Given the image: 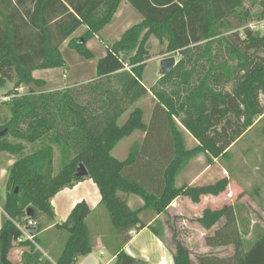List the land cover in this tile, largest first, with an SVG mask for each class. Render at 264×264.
I'll return each mask as SVG.
<instances>
[{"label":"trees","instance_id":"trees-1","mask_svg":"<svg viewBox=\"0 0 264 264\" xmlns=\"http://www.w3.org/2000/svg\"><path fill=\"white\" fill-rule=\"evenodd\" d=\"M124 1L142 21L107 48L97 63L96 78L79 87L44 90L46 81L33 74L66 68L61 49L68 40L84 60L94 59L87 44L112 22ZM246 1L0 0V88L7 82L14 85L5 95L12 99L0 104V132L7 130L0 138V160L5 153L17 159L7 182L0 264H14L10 255L15 245L29 249L19 264H52L37 250V236L47 228L40 217L54 221L52 199L87 179L98 186L101 205L124 245L133 232L146 227L140 218L143 210L167 216L176 200L188 198L198 205L203 198L219 197L227 190L228 178L181 188L176 180L183 166L199 154H205L210 163L228 158L231 147L264 114V57L257 53L264 49V36L246 27L250 17L243 11ZM261 3L264 7V0ZM82 27L87 29L85 34L71 39ZM150 37L166 41V53L183 59L204 44L197 61L208 62V71L195 87L191 81L198 64L189 71L181 60L170 73L162 72L151 90L156 105L150 123L145 124L144 112L135 109L120 125L129 108L149 92L143 75L151 59ZM216 43L229 49V64L214 63ZM224 82L234 83L233 91L221 89ZM23 87L28 91L19 94ZM3 107L9 109V119L1 115ZM180 126L197 141L195 150L186 149ZM159 130L166 134L165 140L157 139ZM137 131L145 133L142 145L131 150L125 161L113 157L120 141ZM27 145L37 149L29 153ZM57 152L60 169L56 173ZM82 164L88 177L76 176ZM120 192L140 197L144 207L131 209ZM29 209L34 210L31 218ZM90 214L86 202L79 203L62 224L70 238L57 264H76L92 252ZM29 221L35 223L33 241L19 242L24 237L20 227H28ZM195 221L209 233L204 240L207 247H233L226 257L199 254V264H264V232L246 250L245 231L234 205L207 208ZM159 225L160 229L150 227L156 237L166 229L171 234L168 222ZM164 244L175 264H193L189 249L176 235ZM116 252V264L129 258L122 248Z\"/></svg>","mask_w":264,"mask_h":264},{"label":"rangeland","instance_id":"rangeland-1","mask_svg":"<svg viewBox=\"0 0 264 264\" xmlns=\"http://www.w3.org/2000/svg\"><path fill=\"white\" fill-rule=\"evenodd\" d=\"M243 11L248 12L250 16L246 27L264 36V7L261 0H247L244 4ZM141 21V16L129 4L122 2L112 22L102 30L103 32L101 31L102 33L99 34V38H93L87 44V47L94 54V59L90 61L84 60L75 50L69 47L68 40L62 47V54L67 62L66 68L49 72L47 76H44L43 78L46 79L47 83L44 90H65L92 82L96 78L97 63L104 57V47L113 46L129 28L139 24ZM86 31L87 29L85 27L80 28L76 34L72 35L71 39H80ZM203 46L204 44L199 49H194L183 59L179 55L166 53V41L161 43L156 38L150 37L149 52L151 59L148 61L143 75V84L149 92L129 108L120 119L119 124L123 125L135 109H141L144 112L143 121L145 124L148 125L150 123L156 105V100L151 90L162 77L161 61L164 59L175 57L177 64L181 60H184L186 70L189 71L194 68L195 64H198L196 73L191 81V84L196 87L209 68L208 62L197 61L198 54L204 51ZM257 53L259 56L264 57V49ZM229 58V49L224 43L221 46L218 43L214 44L213 60L215 64H229ZM37 77H42V75H37ZM223 80H226L225 77H223ZM13 86V83L7 82L1 87L0 97H3L9 91L13 90ZM234 87V83L224 82L221 89L231 92ZM21 89L24 93L28 91V88L25 87ZM261 101L264 105V96L261 97ZM1 115L3 118L9 119V109L3 107ZM180 128L186 149L188 151L195 150L198 147L197 141L181 126ZM155 135L158 140H165L166 134L162 130H159ZM144 137V132H135L131 137L124 139L116 146L112 152V156L119 161H125L131 150L142 145ZM27 146V152L29 153L37 149L33 145ZM55 164L57 173L60 169L59 152H57ZM137 169L139 170L140 168L137 167ZM137 169L136 172L139 174ZM224 178H228L230 184L221 196L205 197L198 205H195L188 198H181L179 201L173 202L171 213L167 216L163 215L158 219L161 224L168 222L172 227L170 230L172 231L171 234L170 232L168 234L165 232L162 237L166 241L171 242L172 235H176L177 239L189 249L194 261H196L195 258L199 254L214 253V251L205 246L204 238L201 235V231L203 230H201L197 221H195L203 215L204 210L207 208L221 209L225 205H234L236 207L241 218V230L245 231L246 250H249L256 242V234L258 231L264 232V114L258 118L241 140L231 147L228 158L223 157L212 163L208 161L207 156L203 153L191 158L180 170L177 176L176 186L178 188L186 185L206 186L215 184ZM119 195L125 200L130 199L132 201L131 206L133 210H139L144 207L143 200L138 196L127 195L122 192ZM140 216L146 224L152 221L157 214L147 209L143 210ZM160 222L155 223L159 229L160 225L158 223ZM108 231L110 234H117L111 223ZM206 234L209 233L206 232ZM112 236L114 235H111L110 238ZM28 250L19 245H15L10 255L11 261L14 264H19L23 261L24 254ZM109 251L111 253V250ZM217 252L226 256L232 252V249H223ZM46 259L49 258L46 257Z\"/></svg>","mask_w":264,"mask_h":264},{"label":"crops","instance_id":"crops-1","mask_svg":"<svg viewBox=\"0 0 264 264\" xmlns=\"http://www.w3.org/2000/svg\"><path fill=\"white\" fill-rule=\"evenodd\" d=\"M95 38L97 39L99 36ZM107 48V46L104 47V56L106 55ZM54 71L58 70L36 71L33 75L36 79L46 81L43 77L47 76L49 72ZM37 75H42V77L38 78ZM4 97L5 95L0 97V104ZM16 161V157L8 153L3 154L0 160V230L7 220V215L4 212V206L7 200V182ZM101 201L102 196L98 186L89 179L79 182L71 188H65L52 199L55 220L50 221L47 217L42 215L40 220L47 228L37 236V240L39 241V243H37V249L44 255V257L49 258L48 261L50 263L57 264L59 262L70 238V234L62 228V224L68 220L77 204L86 202L91 210L87 223L93 238L94 248L90 254L79 258L76 264H116L117 255L119 254L116 251L120 248H122V252H124L129 258L145 262L146 264H175L173 254L164 244L166 240L162 237L165 232L168 234L167 229L165 228L166 230L164 233L159 232V238L150 230V227L156 228L157 224L155 223L160 222L158 219L162 216L157 215L152 221L146 224L143 222L146 227L138 233H132V239L124 245L117 235L113 233L110 234L108 231L111 221L107 210L101 205ZM177 201L179 200H176V202ZM127 202L129 207L133 209L131 206L132 201L128 199ZM163 225L166 226V222H164ZM258 233L263 232L258 231ZM111 235L114 236L110 238ZM201 235L204 238L203 240H205L207 235L206 231H201ZM229 248L232 249V252L230 253L232 254L233 247L231 246L210 249L214 251V254L226 257L230 254L225 256L217 251ZM109 250H111V253ZM193 262V264H199L197 260H193Z\"/></svg>","mask_w":264,"mask_h":264},{"label":"water","instance_id":"water-1","mask_svg":"<svg viewBox=\"0 0 264 264\" xmlns=\"http://www.w3.org/2000/svg\"><path fill=\"white\" fill-rule=\"evenodd\" d=\"M176 65H177V61H176L175 57L164 59V60L161 61V69H162L161 71L163 73H170L176 67ZM6 133H7V130H4V131L0 132V138L5 136ZM88 175L89 174H88V171H87L86 167L83 164L80 165L76 176L77 177H88ZM27 216L29 218L33 217L34 216V210L33 209H29L28 212H27ZM27 231H28V233L31 236H34L35 233H36V228L28 227ZM121 264H146V263L142 262V261L134 260V259H131V258H123L121 260Z\"/></svg>","mask_w":264,"mask_h":264},{"label":"built area","instance_id":"built-area-1","mask_svg":"<svg viewBox=\"0 0 264 264\" xmlns=\"http://www.w3.org/2000/svg\"><path fill=\"white\" fill-rule=\"evenodd\" d=\"M18 93H19V94H22V93H23V90H22V89H19V90H18ZM11 99H12L11 96H10V97H4V98L2 99V102H9ZM28 227H35V223H34L33 221H29V222H28ZM28 227H26V228H22V227H20L21 230H22V232H23V234H24V237H23L22 239H20L19 242H23V241H25V240L33 241V236H31V235L28 233V231H27V228H28ZM133 233H134V232H133Z\"/></svg>","mask_w":264,"mask_h":264}]
</instances>
